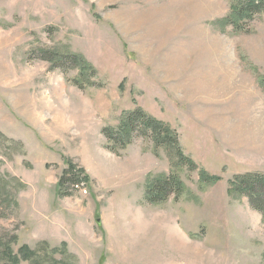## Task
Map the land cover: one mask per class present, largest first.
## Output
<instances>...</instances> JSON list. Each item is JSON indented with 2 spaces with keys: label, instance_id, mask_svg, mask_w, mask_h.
Here are the masks:
<instances>
[{
  "label": "rangeland",
  "instance_id": "374dc122",
  "mask_svg": "<svg viewBox=\"0 0 264 264\" xmlns=\"http://www.w3.org/2000/svg\"><path fill=\"white\" fill-rule=\"evenodd\" d=\"M233 1L0 0V264L10 251L18 264H264L262 216L229 190L264 174V12L248 33L222 32ZM167 3L188 7L158 22ZM43 50L83 57L91 85ZM170 67L181 72L168 83ZM137 107L177 133L193 167L139 130L108 143L103 130ZM170 173L182 192L148 202V182Z\"/></svg>",
  "mask_w": 264,
  "mask_h": 264
},
{
  "label": "trees",
  "instance_id": "16d2710c",
  "mask_svg": "<svg viewBox=\"0 0 264 264\" xmlns=\"http://www.w3.org/2000/svg\"><path fill=\"white\" fill-rule=\"evenodd\" d=\"M262 12H264V0H234L230 4L228 14L215 23L222 32L226 27L231 26L233 33L236 35L248 33L247 26L256 15ZM40 53L43 55L42 59L55 68L57 66L66 70L79 69V77L73 81L76 86L83 88L91 85L89 79L95 76V70L83 57L72 53H60L49 50H43ZM258 84L264 90V74ZM138 130L143 137L151 139L155 148L167 147L173 152L174 157L180 164H187L193 167L192 160L182 152L177 133L168 125L151 117L139 107L124 113L120 125L116 130L105 128L102 133L108 143H113L114 146L124 148L132 142L133 134L138 132ZM201 173L202 179L206 177L209 180L206 173ZM76 179L75 175L69 176L66 180H61V186H63L65 181H75ZM211 179L218 180V177ZM182 188L181 181L178 180L174 173L161 175L148 182L145 192L146 200L151 203L160 202L165 200L167 194L174 191V189L181 193ZM229 190L240 195H245L249 199L252 209L258 211L264 221V174L253 173L237 176L230 182ZM10 252L7 260L2 264H18L19 259L12 251ZM19 253L22 258H27L29 255L26 247L20 248Z\"/></svg>",
  "mask_w": 264,
  "mask_h": 264
},
{
  "label": "crops",
  "instance_id": "0c3cea01",
  "mask_svg": "<svg viewBox=\"0 0 264 264\" xmlns=\"http://www.w3.org/2000/svg\"><path fill=\"white\" fill-rule=\"evenodd\" d=\"M185 7V8H187L188 6L187 5H185V4H183V5H178V4H175V3H167V5H165L161 10H160V14L158 15V22H170V19L171 18H173V14L171 13V10H174V9H176L177 7ZM126 14H125V17H123L122 18V22H141L142 21V19L141 18H139L138 19V16L137 15H134V14H132V12H125ZM184 16L185 15H183L182 16V18H181V20H180V22H186V20L184 19ZM217 21V20H216ZM215 21V22H216ZM140 54V53H139ZM142 54V55H141ZM141 54H140V62L145 66V67H147V66H149L148 64H147V61H149L151 58H152V56L151 55H149V54H146V53H143V52H141ZM220 54V53H219ZM227 54V53H226ZM226 54H223V53H221V56H223L224 58H226L227 57V55ZM202 57L203 56H207L208 55V53H206V54H200ZM176 57L177 58H182V59H184V61L188 64V61H187V59H191L192 58V53H190V52H182V53H179V54H176ZM173 58H175V55L173 54ZM227 59H225V63L224 64H221L220 65V67H221V69H222V67L224 66V68L225 69H231V65H232V63H230V62H228V61H226ZM186 63H183V65L182 66H187V64ZM149 68V67H148ZM180 68H182V67H180ZM174 68H169L166 72H165V76L169 79V82L168 83H170V82H172V81H174L175 80V78H176V74L178 73V71H177V68L175 69V70H173ZM222 70H224V69H222ZM224 71H226V70H224ZM181 72V71H180ZM179 72V73H180ZM178 73V74H179ZM229 75H231L230 74V71H228L227 72ZM178 76H180V74L178 75Z\"/></svg>",
  "mask_w": 264,
  "mask_h": 264
},
{
  "label": "built area",
  "instance_id": "2783aa9c",
  "mask_svg": "<svg viewBox=\"0 0 264 264\" xmlns=\"http://www.w3.org/2000/svg\"><path fill=\"white\" fill-rule=\"evenodd\" d=\"M75 188H76V189H80V185H79V184H76V185H75ZM85 192H86V191H84V193H85Z\"/></svg>",
  "mask_w": 264,
  "mask_h": 264
}]
</instances>
